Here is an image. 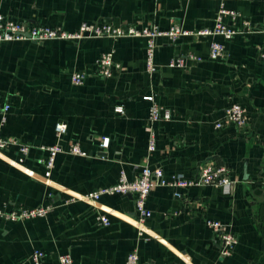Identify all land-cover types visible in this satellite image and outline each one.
Instances as JSON below:
<instances>
[{
	"label": "crops",
	"instance_id": "0c3cea01",
	"mask_svg": "<svg viewBox=\"0 0 264 264\" xmlns=\"http://www.w3.org/2000/svg\"><path fill=\"white\" fill-rule=\"evenodd\" d=\"M225 6L255 29L223 42L224 60H208L209 43L220 38L161 37L152 76L142 38L0 44V136L29 147L22 162L16 147L0 151V208L53 206L42 219L0 221V264H32L34 250L44 254V264H58L63 254L72 264H124L132 251L139 264H264V0ZM217 9L218 0H0L5 18L67 32L83 23L160 30L176 25L197 32L213 28ZM109 51L120 68L102 79L95 64ZM189 52L202 61H185L186 70L167 66ZM73 73L84 74L85 82L71 84ZM146 95L171 112L170 121L154 126L153 152L147 149ZM234 104L245 111L246 137L234 126L214 127ZM116 106L123 115L114 113ZM57 122L67 126L59 141ZM103 138L109 139L106 148L100 146ZM55 143L63 152L45 180L48 153L41 147ZM73 143L89 156L68 154ZM205 162L228 168L230 193L206 186L179 190L182 197L176 199L172 188L154 187L146 201L147 241L137 235L132 196L102 195L95 205L83 199L115 185L122 171L133 180L144 166L159 168L167 182L194 177ZM101 214L109 226L99 223ZM207 220L221 222L237 237L228 254Z\"/></svg>",
	"mask_w": 264,
	"mask_h": 264
},
{
	"label": "built area",
	"instance_id": "2783aa9c",
	"mask_svg": "<svg viewBox=\"0 0 264 264\" xmlns=\"http://www.w3.org/2000/svg\"><path fill=\"white\" fill-rule=\"evenodd\" d=\"M227 1L238 0H218V9L214 26L212 29L200 30L197 32H188L182 30L176 25L169 27L167 30H160L157 26H146L138 28L130 25H120L117 27L110 25H96L83 23L75 32H67L59 27H46V26H29L24 22L14 21L10 18H5L0 14V44H8L13 42H21L25 40H32L36 43H43L52 40H69L80 41L89 38H142L145 40V67L148 75L152 76L157 72V65L155 64L154 57L157 48V40L159 38H166L169 41H176L178 38L188 35L199 37H212L220 38L222 41L214 40L209 43L208 60L222 61L226 57V49L223 42L232 40L240 31H253L255 27L241 14L235 10L228 9L225 6ZM264 47V44H263ZM114 52L102 53L96 61V75L102 79L111 78L114 73L119 70L120 66L113 60ZM185 61L191 64H199L202 59L193 53H187L184 57L172 58L167 66L179 70H186ZM70 82L74 86L82 85L86 76L82 73H73L70 75ZM143 100L149 103L147 130L148 142L147 149L153 152L156 145V132L154 126L160 122H168L171 119V112L160 107L154 100L152 95L143 96ZM5 106L4 112L8 110ZM114 113L123 115L124 109L122 106H116ZM5 117L1 119L4 123ZM225 126H234L238 133L246 137L250 134V127L248 125L245 111L237 104L231 105L225 109L222 118L219 122L215 123L216 129H222ZM67 132V126L63 122H57L54 125V135L56 141H59L62 136ZM109 139L103 138L100 146L106 148ZM10 146L17 148L20 154V161L28 155L29 147L25 144L19 143L14 138H2L0 136V151ZM42 150L48 153V157L44 162L45 166V180L51 176L54 168L56 157L63 152V149L58 143L50 146H42ZM67 153L72 156L87 158L89 154L83 151L77 143L69 146ZM167 186L174 190V197L180 199L181 193L179 190L188 188H199L206 186H216L224 190L226 194L230 193L232 180L229 176V170L226 166H214L211 163L205 162L197 167L196 174L192 178H179L174 177L169 181L163 180L162 170L159 168L151 169L148 166L141 168L139 175L133 180H129L125 173L122 171L119 174L118 182L110 187L99 189L96 192L84 196V200L92 205H95L100 196L102 195H131L133 197L134 211L137 215L136 228L137 235L143 240H148L143 230L146 221L151 217V212L147 209L146 201L151 190L158 186ZM53 206L50 204L39 205L32 208L20 209H7L6 207L0 208V221L21 223L25 221L45 218L51 211ZM99 223L107 227L110 221L106 215H99ZM206 226L210 229L211 233L218 240L223 247V254H228L232 248L237 244V237L227 229V227L219 221L207 220ZM44 254L39 250H34L31 253L30 260L32 264H44ZM58 264H72V258L69 254L58 256ZM124 264H139V259L136 251L130 252Z\"/></svg>",
	"mask_w": 264,
	"mask_h": 264
},
{
	"label": "water",
	"instance_id": "95a60500",
	"mask_svg": "<svg viewBox=\"0 0 264 264\" xmlns=\"http://www.w3.org/2000/svg\"><path fill=\"white\" fill-rule=\"evenodd\" d=\"M128 196H131V195H128Z\"/></svg>",
	"mask_w": 264,
	"mask_h": 264
}]
</instances>
